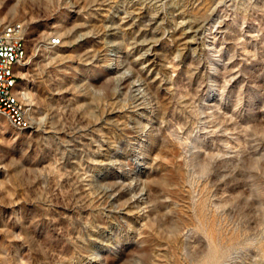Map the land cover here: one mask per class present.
<instances>
[{
    "label": "rangeland",
    "instance_id": "374dc122",
    "mask_svg": "<svg viewBox=\"0 0 264 264\" xmlns=\"http://www.w3.org/2000/svg\"><path fill=\"white\" fill-rule=\"evenodd\" d=\"M7 22L32 126L0 116V264H264V0H0Z\"/></svg>",
    "mask_w": 264,
    "mask_h": 264
},
{
    "label": "built area",
    "instance_id": "2783aa9c",
    "mask_svg": "<svg viewBox=\"0 0 264 264\" xmlns=\"http://www.w3.org/2000/svg\"><path fill=\"white\" fill-rule=\"evenodd\" d=\"M23 26L18 22L0 24V112H6L7 117L18 120V126H27L25 122V103L16 104L9 98L8 82L15 79L9 74V63L24 59L19 55V44L22 38ZM49 45H56L49 38Z\"/></svg>",
    "mask_w": 264,
    "mask_h": 264
},
{
    "label": "bare ground",
    "instance_id": "6f19581e",
    "mask_svg": "<svg viewBox=\"0 0 264 264\" xmlns=\"http://www.w3.org/2000/svg\"><path fill=\"white\" fill-rule=\"evenodd\" d=\"M53 39V42H56V45L60 43L59 38H51ZM56 45H51V46H56ZM19 55H22L23 58L26 56V50H25V45H24V40L21 38L20 44H19ZM24 59L22 60H14L13 63H9V74L12 75L15 79L12 81L8 82V93H9V98L13 100L16 104H24L22 102L21 94L20 91L18 90V83H19V75H18V69L21 67L23 64ZM0 116L6 118L13 126L17 128H22V129H27L32 126L31 120L27 114V111L25 109V122L27 126H18V120L13 119L12 117H7L6 112H0Z\"/></svg>",
    "mask_w": 264,
    "mask_h": 264
}]
</instances>
